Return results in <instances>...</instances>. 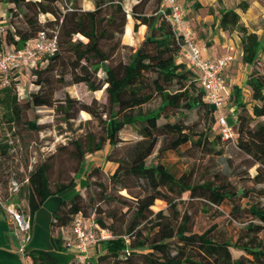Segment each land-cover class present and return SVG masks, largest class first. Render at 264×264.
<instances>
[{"label":"trees","instance_id":"16d2710c","mask_svg":"<svg viewBox=\"0 0 264 264\" xmlns=\"http://www.w3.org/2000/svg\"><path fill=\"white\" fill-rule=\"evenodd\" d=\"M75 1L3 0L8 8L5 18L0 14V52L9 48L19 50L39 34L45 39L54 36L56 49L51 56L43 57L24 70L30 73L38 90L28 94L23 102L17 97L13 78L21 70L7 72L5 85H2L3 75L0 74V130L5 129L7 135L12 136L13 128L22 124L36 132L35 122L23 119L29 109L53 108L62 114L63 120L72 119L69 111L74 109L76 113L85 112L96 117L101 124L98 142L94 143L92 136L86 137V151L92 153L101 150L103 144L114 148L120 142L118 133L124 127L133 128L139 140L124 156L113 159L107 156V161L115 164L108 182L116 185V191H125L131 197L133 207L127 220L112 209L102 212L98 206L91 207L89 218L80 196L71 194L68 199L61 200L52 213V249H66L67 238L62 232L69 230L74 216L80 215L82 219H90L92 231L102 230L110 235L89 249V260L85 264H264V204L247 201L242 209L236 205V199L247 198L249 193L257 198L264 197V72L255 66L264 51V40L239 23L237 11H246L248 4L241 1L235 8L218 11L219 28L239 34V59L250 67L243 85L249 92L248 99H242L240 88L236 86L229 92L226 106L231 112L226 113L234 118L235 136L232 141H226L221 139L195 73L179 56V39L157 13L159 0H153L150 6L149 0H136L130 7L129 16L134 22L132 31L144 26L145 32L139 46L124 63L115 61L120 46L117 41L112 42L113 33L123 34L126 22L122 0H92L93 8L89 11H82ZM18 16L21 26H13L12 17ZM44 16L52 19L46 21V25L58 23L57 27L47 31L40 20ZM109 28H113V33H109ZM98 72H102V79H96ZM56 73L57 80H52ZM65 74L71 84H82L89 92L101 91L105 95L103 120L101 113L95 115L88 106L78 104L73 108V101L67 97L61 104L53 106V81L62 82ZM155 100L156 106L149 108ZM192 110L198 115H208L216 134L206 130L197 132L184 125L182 111ZM223 144L232 145L245 157L246 169L254 168L249 188L236 190L209 180L192 183L189 172L176 177L161 163H146L155 148L157 154H161L192 145L204 154L220 155L221 150L216 147ZM74 146L75 156L80 161L83 152L79 144L74 142ZM13 149L5 138L0 139V206H11L14 211L27 216L30 230L34 214L41 205L48 198L69 190L73 182L54 184L50 188L44 162L25 176L18 173L15 163L9 169ZM96 172L88 162L85 163L86 180ZM134 180H141L145 190L130 194V183ZM11 184L16 186L12 190ZM261 185L263 188H256ZM185 197L199 199L206 209L214 208L213 211L227 202L231 205L233 219L240 211H244L248 219L234 241L220 240L213 235L214 228L190 232L187 216H182L176 223L161 210L156 213L150 210L156 200L164 202L170 209L174 208L175 199ZM100 201L106 203L112 198L104 194ZM22 202L25 210L21 209ZM172 212L175 214L174 210ZM21 260L22 264H73L59 263L47 252L36 249L25 252Z\"/></svg>","mask_w":264,"mask_h":264},{"label":"rangeland","instance_id":"374dc122","mask_svg":"<svg viewBox=\"0 0 264 264\" xmlns=\"http://www.w3.org/2000/svg\"><path fill=\"white\" fill-rule=\"evenodd\" d=\"M232 1L235 0H227V5L230 6ZM75 2L76 6L82 11H89L93 8L92 0H76ZM152 2L153 0H149L148 6ZM134 3H136V0H122L121 5L125 13V20H127L126 17L129 15L130 7ZM258 3L262 12L258 13V22L253 26V29L258 30L259 35L257 36L264 40V0H258ZM7 8L8 5L3 0H0V14L4 16L3 18L6 17ZM215 9L217 10V7ZM40 20L44 22V28L47 31L55 29L58 24L46 25V21L52 20L49 16L41 17ZM6 21L7 18L5 19ZM12 25L21 26L19 16L12 17ZM108 31L113 33V28H109ZM193 35L196 37L194 31ZM237 36L239 37V35ZM131 37V47H128L124 43L123 34L113 33L112 42L117 41L120 46L117 49L115 61L126 62L127 56L139 46L141 41L138 42L139 34L137 30L136 32L131 31ZM43 66L44 64L41 65V67ZM239 67L241 68V61L237 57L232 68L236 70ZM240 74L243 73L240 72ZM57 76V73L54 74L52 80H57ZM13 78L16 80L17 97L20 102H23L28 94L38 90L30 73L24 70H21ZM102 78V72H98L96 79ZM61 80L62 82L53 81L54 93L52 100L54 107L61 104L64 98L67 97L73 101V108L78 106V104H83L88 106L89 110L95 115L101 113L102 120L105 118V114L102 113L106 110V100L105 95L101 91L89 92L82 84H71L66 74ZM44 88H46L45 85ZM16 91L14 92L16 93ZM156 104L157 100L148 107L154 108ZM69 114L73 118L63 120L62 114L53 108L29 109L24 114L23 119L25 121H34L38 127L36 132L28 130L22 124L13 128L14 135L12 136H8L5 129L0 130V139L5 138L6 141L14 146L12 151L13 160L8 163V168L10 169V166L12 167L15 163L18 166V173L25 176L36 165L44 162L48 168L47 179L50 188L54 184L73 182L70 188V190L72 189L70 195L77 193L80 196L81 204L85 207L87 217L90 218L92 216L91 207L98 206L102 212L112 209L119 217L127 220L132 213V199L125 191H116V185L108 182L107 178L113 172L115 164L107 161V156L110 159L124 156L127 149L139 140L136 131L131 127H124L118 133L120 142L114 148H109L107 144H103L101 150L89 153L86 151V137L92 136L93 142H98L101 137L99 120L85 112L76 113L74 109H71ZM182 114V122L184 125L191 127L192 130L197 132L206 130L205 132L210 131L212 135L216 134L213 121L208 115H198L194 110L189 112L182 111ZM74 142L79 144L80 150L83 152L80 161L75 156ZM216 150H221V154L211 153L207 155L204 154L203 150H199L192 145L182 146L176 152L167 151L161 154H157L155 148L153 153L147 158L146 163H161L169 168L176 177L184 172H189L192 183L209 180L214 184L228 185V187L231 186L236 190L238 188H249L251 186L249 178L253 176L254 168L246 169L245 157L240 155L230 144L218 145ZM86 162L97 170L88 180L84 177ZM15 187L14 184L10 185L11 190ZM256 188H263V185ZM144 190L145 185L141 180H134V182L130 183V194H136L138 191ZM104 194L109 195L112 201L101 202L100 200ZM247 201H258L264 204V197L257 198L249 193L247 198L236 199V205L242 209ZM173 204L174 208L167 209L164 202L156 200L150 210L153 213L161 210L164 215L175 219L176 223H179L182 216H187V228L190 232L200 233L208 228H214L213 235L220 240L230 239L234 241L240 233V228L248 219L244 211H240L236 214V219H233L230 214L231 205L227 202H224L217 211H213L214 208L206 209L204 203L199 199L187 197L175 199ZM24 206L25 204L22 202L21 209L25 210ZM173 210L175 214H173ZM259 237L263 238L261 235Z\"/></svg>","mask_w":264,"mask_h":264},{"label":"built area","instance_id":"2783aa9c","mask_svg":"<svg viewBox=\"0 0 264 264\" xmlns=\"http://www.w3.org/2000/svg\"><path fill=\"white\" fill-rule=\"evenodd\" d=\"M159 13L168 23L175 38L179 39V56L186 67L192 70L199 86L204 91V100L211 107L216 121L218 132L222 140L232 141L233 134L226 124V94L224 92L222 73L240 53L233 46H228L222 56L205 60L201 57L199 48L195 43L193 30L187 24L182 8L176 0H159ZM56 49L54 36L45 39L39 34L26 46L19 50L11 48L0 52V74L3 75L2 85L6 83V74L9 71L27 70L40 62L43 57L51 56ZM255 66L264 72V51L260 54ZM7 219L15 227L14 234L19 236L17 252L22 256L24 246L30 239L29 218L13 210L11 206L4 208ZM85 220L80 215L73 217L69 228L70 238L66 240V249H74L73 264H85L89 260V249L100 240L110 237L106 231L91 230L85 225Z\"/></svg>","mask_w":264,"mask_h":264},{"label":"crops","instance_id":"0c3cea01","mask_svg":"<svg viewBox=\"0 0 264 264\" xmlns=\"http://www.w3.org/2000/svg\"><path fill=\"white\" fill-rule=\"evenodd\" d=\"M227 0H176V3L182 8L187 24L195 33V43L199 48L200 55L205 60H213L222 56L228 46H233L239 52V35L237 32H224L219 28L218 11L221 9L235 8L236 4L244 1L248 4L246 11L238 12L239 23L243 25L248 32L259 35L258 30L253 26L258 22V13L262 10L259 7L258 0H235L228 6ZM197 4V5H195ZM221 5V6H220ZM217 7V10L214 8ZM264 10V9H263ZM127 20L123 29L124 43L131 47V31L133 21L127 15ZM145 32L144 26L137 27L139 34L138 42L142 40ZM263 49V45H262ZM238 57V56H237ZM239 58V57H238ZM234 62L230 63L222 73L224 92L227 101L231 87L240 88L242 99L247 100L249 92L243 87L250 67L241 63V68H232ZM242 72L243 74H240ZM226 112H231V108L226 106ZM226 124L233 136H235V123L231 115H227ZM230 120V121H228ZM229 122V123H228ZM72 189L67 190L57 196L48 198L41 207L35 212L33 224L29 230L30 239L24 246V253L29 250H43L59 263H70L74 259V249L69 248L62 251H54L50 244V222L55 208L61 200L68 199ZM85 225L89 226V220H85ZM15 227L7 219V215L2 206H0V264H22V256L17 252L18 238L14 234ZM65 238H70L69 230L62 232ZM90 253V252H89Z\"/></svg>","mask_w":264,"mask_h":264}]
</instances>
